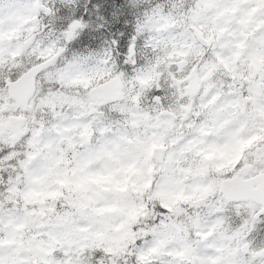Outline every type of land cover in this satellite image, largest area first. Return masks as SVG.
<instances>
[{
	"label": "snow or ice",
	"instance_id": "snow-or-ice-1",
	"mask_svg": "<svg viewBox=\"0 0 264 264\" xmlns=\"http://www.w3.org/2000/svg\"><path fill=\"white\" fill-rule=\"evenodd\" d=\"M0 264H264V0H0Z\"/></svg>",
	"mask_w": 264,
	"mask_h": 264
}]
</instances>
